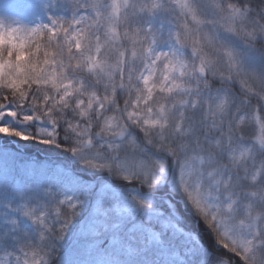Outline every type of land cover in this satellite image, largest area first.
<instances>
[{
    "label": "snow or ice",
    "instance_id": "snow-or-ice-1",
    "mask_svg": "<svg viewBox=\"0 0 264 264\" xmlns=\"http://www.w3.org/2000/svg\"><path fill=\"white\" fill-rule=\"evenodd\" d=\"M0 158V264H264V0H0Z\"/></svg>",
    "mask_w": 264,
    "mask_h": 264
},
{
    "label": "trees",
    "instance_id": "trees-1",
    "mask_svg": "<svg viewBox=\"0 0 264 264\" xmlns=\"http://www.w3.org/2000/svg\"><path fill=\"white\" fill-rule=\"evenodd\" d=\"M19 152L20 154L31 152L33 155H39L44 158L49 159H62L68 160L69 154L63 153L61 149H57L54 146L50 145H40L35 142H25V141H13L12 149ZM14 180L18 182V179L10 174L8 161L6 159L0 158V183H12ZM168 193L164 190H161L159 193V201H163L167 197ZM182 226L197 235L207 243L208 238L204 233L202 227H197L191 220L186 219ZM84 264H94V260L91 257L83 256ZM154 259V256L148 253H143L140 256L135 258L136 264H151V261Z\"/></svg>",
    "mask_w": 264,
    "mask_h": 264
}]
</instances>
